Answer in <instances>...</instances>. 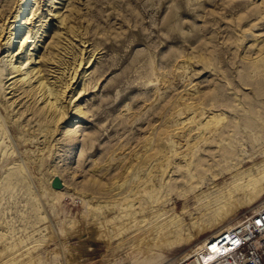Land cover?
<instances>
[{
	"label": "rangeland",
	"instance_id": "374dc122",
	"mask_svg": "<svg viewBox=\"0 0 264 264\" xmlns=\"http://www.w3.org/2000/svg\"><path fill=\"white\" fill-rule=\"evenodd\" d=\"M21 1L0 0V43ZM37 5L34 59L55 89L70 85L58 121L41 112L37 77L0 98V264H183L202 239L264 205L263 187L257 200L209 224L212 172L246 151L255 156L245 166L263 163L264 0ZM214 114L219 123L209 120ZM141 155L147 162L137 166ZM56 175L63 188L51 186ZM145 176L125 214L120 198ZM170 219L195 239L173 248L135 242L136 224Z\"/></svg>",
	"mask_w": 264,
	"mask_h": 264
},
{
	"label": "bare ground",
	"instance_id": "6f19581e",
	"mask_svg": "<svg viewBox=\"0 0 264 264\" xmlns=\"http://www.w3.org/2000/svg\"><path fill=\"white\" fill-rule=\"evenodd\" d=\"M33 5H35V7H33ZM37 9H38L37 0H22L19 4L17 12L14 15V19L12 20V24H10V31H9L8 37L6 38V40H4L3 43H0V55L3 51L6 52V54L0 56V98L3 99L6 95V93L11 91V90H9V91L6 90L8 87H11V89H12L13 86L15 84H17L18 82H20L19 84H21L22 86L25 85V86L29 87L34 80L32 78L37 77V81H38L37 87L39 89L38 91H39L40 95H38L36 98H38V100H41V102L44 103V107L42 108L41 112L45 113L47 116L51 115V118L53 119V121H58L61 117H63L65 115V112L63 110V108L65 107L63 104V102H64L63 101V95L65 94L68 86L70 85V81L68 82V84H66V86L64 88H62L60 90L55 89L52 86V84L45 78L46 75L44 72V68L42 67V62H44V61L41 59H40V61L39 60L36 61V59H34L35 51L33 52L32 50L37 49L39 47V45L37 44L36 39L34 37H32L33 32L35 33V29L32 28V26H31L32 22L30 23V21L32 19H34L33 16L35 15ZM26 23H28L29 25L28 26L25 25ZM32 61L34 62V64H31ZM38 63H41V64L39 65ZM80 63H82V61H80ZM36 64H38V65H36ZM89 66L90 65H86V69L83 71L82 76H84L87 73V69L89 68ZM77 70H78V68H76L72 72L73 75L71 76V81H77V78H76L77 77L76 76ZM3 73H5V74H3ZM4 79H5V81H4ZM28 89L29 88H27V90ZM79 95H81V89L78 88L69 97L68 105L69 104L71 105V103H73V101L76 100ZM12 103L13 102H11L9 105H11ZM73 109H74V112H76V113L82 112V109L79 107V104H75L74 106H72L71 110H73ZM190 117H194V116L192 115ZM217 117L218 116L214 114L211 116V118L209 120H211L212 118H216V120H217ZM219 118H221V117H219ZM193 120H195V119H192V122H193ZM196 121H199V120L197 119ZM205 122H206L205 123V125H206L210 121L207 122V120H206ZM196 123H198V122H196ZM218 123H219V121H218ZM190 124L194 125V123H190ZM201 124L198 126L201 127L202 126ZM205 125H203V127ZM208 125H209V123H208ZM194 126H191V127H193V129H197V128H194ZM206 126H205V128H206ZM184 129H185V127H184ZM189 129H191V128H189ZM207 129H205V130H207ZM211 132H212V130H211ZM189 135H190V133H189ZM203 136H205V134ZM227 156H231V155L227 154ZM254 156L255 155H253L252 153H248L246 151V154L239 155L237 157H233L231 160H228L226 163H224L223 166L219 170L212 172V176L208 181V185H209L208 187L211 189V191L209 192V194H208L209 196H207V197H209L208 199H212L211 195H214V197L216 196V200L213 202L211 201L210 203H206L208 205V207L210 208L212 214H213V216L210 220L211 223H209L210 226H212V227L216 226V225L218 226L220 223H222L224 221V219H226L230 215L231 212L233 213V211L240 208L241 206H243L245 204H250L260 197V195H261L260 193L264 187V158H263L262 164H257L256 162H254L251 165L245 166L247 161H249V160L253 161L254 160ZM146 157H148V155ZM151 157H150V159H151ZM155 157L156 156H154V158ZM144 160L145 159L141 155L139 162L136 165L142 166L143 163L147 162L146 160L145 161ZM148 162H150L149 159H148ZM129 163H132V162L129 161ZM258 163H260V162H258ZM151 164H152V162H151ZM127 167H129V165H127ZM56 176H58V175H56ZM56 176H54V177H56ZM149 176L142 177L140 179L141 181L138 179L140 181V183L135 184V186H138V188L131 189V191L134 192L132 194V195H134L133 198L132 197L129 198L130 196H132L129 193L124 195L122 198H120L121 200L125 201L126 203H125L123 208L118 207L119 210L127 211L125 214H128V209H129V206L132 204V202L136 198L137 199L141 198V195L143 194V189H142L143 186L142 185L146 184V181L150 178ZM228 176H229V181H227V179H226ZM58 177H60V176H58ZM203 177L204 176H202L200 181L196 184L197 186L202 185ZM53 178L51 180V186L53 188L60 189V188L64 187V182H62L60 187L53 186L52 185ZM220 178H223L224 181L221 185H218V183L215 182V180L220 179ZM263 207H264V205L262 204L261 207L256 208V210H254V211L260 210ZM112 208H114V206H112ZM131 210L133 213H137L138 211H141L142 208L137 210V209H135V207H133ZM206 210H207V208H206ZM133 213H130V215ZM139 223H141V220H139ZM205 225L202 224L199 226L204 227ZM232 225L233 224H226V225L220 227L218 229V231L214 232L212 235H215L219 231H221L223 228H227V227H230ZM129 227H130V225H129ZM126 229H129V228H126ZM195 229H197V228H195ZM135 230L138 231V232H136L137 234H135V242L136 243H137V241L143 242L142 240H145L150 249H153V247L154 248H156V247L173 248L175 246L191 242L193 239H195V236H196V233L195 234L189 233V232H186L184 230L183 221L180 222V220H179V222H176L173 219H170V221L164 225L159 224V223H154L152 225H149L147 228H145V224L144 225L136 224ZM118 232L121 233L119 230H118ZM122 232H123V230H122ZM114 233H115V231H114ZM108 235L106 234V236H108ZM208 238L209 237L202 239L200 242H198L196 244V246H194L186 254V255H188V259L192 255L201 252V248L203 247L204 243L206 242V240ZM109 239L110 238H108V241H109ZM121 241L122 240H120L119 243H121ZM146 242H143V244ZM136 243L134 244V246L136 245ZM147 245H146V247H147ZM13 256H15V255H13ZM29 256H30V254H29ZM29 258L33 259L32 256ZM184 261L185 260H183L179 263L183 262V264H184ZM32 262H33V260H32ZM29 263H31V260L29 261ZM29 263H27V264H29Z\"/></svg>",
	"mask_w": 264,
	"mask_h": 264
},
{
	"label": "built area",
	"instance_id": "2783aa9c",
	"mask_svg": "<svg viewBox=\"0 0 264 264\" xmlns=\"http://www.w3.org/2000/svg\"><path fill=\"white\" fill-rule=\"evenodd\" d=\"M184 264H264V207L210 236Z\"/></svg>",
	"mask_w": 264,
	"mask_h": 264
},
{
	"label": "water",
	"instance_id": "95a60500",
	"mask_svg": "<svg viewBox=\"0 0 264 264\" xmlns=\"http://www.w3.org/2000/svg\"><path fill=\"white\" fill-rule=\"evenodd\" d=\"M62 184L60 178L58 176L53 178L52 185L55 187H60Z\"/></svg>",
	"mask_w": 264,
	"mask_h": 264
}]
</instances>
